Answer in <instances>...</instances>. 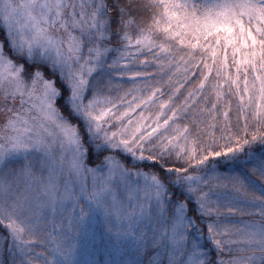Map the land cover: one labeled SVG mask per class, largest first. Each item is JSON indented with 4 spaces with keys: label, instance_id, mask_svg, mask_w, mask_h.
Here are the masks:
<instances>
[{
    "label": "snow or ice",
    "instance_id": "obj_1",
    "mask_svg": "<svg viewBox=\"0 0 264 264\" xmlns=\"http://www.w3.org/2000/svg\"><path fill=\"white\" fill-rule=\"evenodd\" d=\"M0 117V264H264V0H0Z\"/></svg>",
    "mask_w": 264,
    "mask_h": 264
},
{
    "label": "rangeland",
    "instance_id": "obj_2",
    "mask_svg": "<svg viewBox=\"0 0 264 264\" xmlns=\"http://www.w3.org/2000/svg\"><path fill=\"white\" fill-rule=\"evenodd\" d=\"M96 258H97V259H103L104 257H102V256H97Z\"/></svg>",
    "mask_w": 264,
    "mask_h": 264
},
{
    "label": "trees",
    "instance_id": "obj_3",
    "mask_svg": "<svg viewBox=\"0 0 264 264\" xmlns=\"http://www.w3.org/2000/svg\"><path fill=\"white\" fill-rule=\"evenodd\" d=\"M0 121H2V117H0Z\"/></svg>",
    "mask_w": 264,
    "mask_h": 264
}]
</instances>
